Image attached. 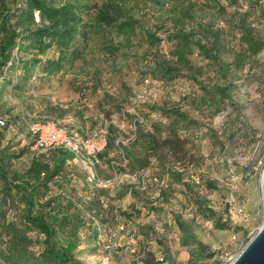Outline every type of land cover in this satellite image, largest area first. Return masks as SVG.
Here are the masks:
<instances>
[{
    "label": "rangeland",
    "instance_id": "rangeland-1",
    "mask_svg": "<svg viewBox=\"0 0 264 264\" xmlns=\"http://www.w3.org/2000/svg\"><path fill=\"white\" fill-rule=\"evenodd\" d=\"M105 1H88L91 7L82 16L87 24L86 40L81 42L74 35L67 47L80 49L77 59L65 62L58 71L41 72L36 67L18 89L6 84L0 91V116L7 122L0 134L4 177L18 184L31 179L27 171L32 160L51 163L50 155L30 150L27 124L41 115L73 121L85 132L107 121L112 137L131 138L125 149L112 146L102 155L99 175L114 179V187L86 184L80 168L68 160L48 184L52 195L58 193L85 206L79 210L85 225L75 231L73 259L78 264H145L150 259L161 261L168 252L174 264H228L261 224L264 47L242 69H233L231 63L239 49L240 25L251 27L264 43V0H111L120 13L115 23H128L121 30L95 21L94 15ZM6 2L10 7V0ZM175 30L208 44L210 31H215L222 45L218 64L193 51L188 59L194 80L181 75L171 79L153 76L150 65L154 61L173 60L169 52ZM149 34L157 42L150 43ZM11 54L14 58L19 55L15 48ZM56 55L49 49L41 59ZM223 64L234 79L232 102L210 115L214 106H209L202 87L221 80L219 65ZM6 72L12 79L21 73L19 68ZM143 90L146 98L137 101L134 95ZM121 118L124 127L117 129ZM134 118L139 123L134 124ZM146 138L154 142L149 144ZM21 149L20 156L12 157ZM129 152L166 180L167 189L158 192L146 182L142 191L130 183L126 175L141 168L130 169ZM205 182H211L213 189L207 190ZM4 187L0 180V198L5 196ZM193 194L229 229L217 230L212 221L196 215ZM14 206L10 199H0V224L13 218ZM173 216L187 225L195 242L211 254L210 259L187 263L195 245L181 246L182 234L173 224ZM117 222L122 231L117 230ZM4 241L0 237V248ZM58 241L63 243L64 237L59 235Z\"/></svg>",
    "mask_w": 264,
    "mask_h": 264
},
{
    "label": "trees",
    "instance_id": "trees-1",
    "mask_svg": "<svg viewBox=\"0 0 264 264\" xmlns=\"http://www.w3.org/2000/svg\"><path fill=\"white\" fill-rule=\"evenodd\" d=\"M88 1L10 0L11 6L9 7L6 5V0H0V91L6 84H9L13 90L18 89L21 81L27 80L36 67L41 72L58 71L65 62L75 60L80 56V49L76 47L68 49L67 47L74 35H77L81 42L86 40L87 24L82 16L91 7ZM119 15L118 7L111 0H107L97 9L94 19L105 26L113 25L121 30L128 23H115ZM238 29L239 49L231 63L235 70L242 69L246 60L255 56L264 47L263 41L252 33L251 27L240 25ZM209 34L212 39L208 44L207 42L202 43L201 39H192L190 33L175 30L172 36L175 42L169 52L173 60H164L159 63L154 61L150 65V73L160 79H171L181 75L194 80L188 59V55L193 51L200 58L218 64V52L222 45L215 31H210ZM148 36L150 43L157 42L153 34ZM14 48L16 53H19L16 58L11 54ZM49 49L56 51V57L41 59ZM14 59L17 64L14 63ZM15 68H19L21 73L17 78L12 79L6 70ZM181 70H185V73H180ZM219 72L220 81L209 87H202L209 106H214L210 115H214L226 104L232 102L234 79L230 75L228 65H219ZM203 100L206 101V97H203ZM175 114L185 118L182 113L176 111ZM145 140L149 144L154 142L153 138ZM134 142L132 141L131 145ZM112 146V136L108 134L106 147L100 154L101 160L102 155ZM23 152L24 149H21L18 154H12V157L20 156ZM47 155H50L51 163H43L39 159L32 160L29 171H27L32 175L31 179L23 180L18 184H13L11 180L6 179L0 167V180L4 183L6 190L5 196H1L0 199L2 202L10 199L15 204L13 218L3 220L0 224V237H5L0 248V260L3 264H78L73 259L72 251L75 248V231L85 225L84 219L79 215L81 213L79 210L85 206L77 205L64 196H58V193L52 195L48 184L51 185V180L60 173L64 162L69 161L70 155L62 150H55ZM126 158L129 159L131 170L144 168L146 165L144 160L138 159L130 152L126 154ZM204 186L207 190L213 189L211 182H205ZM192 201L196 215L212 221L217 230L229 229L227 223H221L214 218L208 204L197 194L192 195ZM122 215L130 218L128 214L123 213ZM172 221L182 234L181 246L195 245V249L189 251L187 263L211 258V254L207 253L201 244L195 242L184 222L174 216ZM140 228L145 229L143 226ZM70 230L73 233L69 232ZM233 230L237 231V228ZM59 235L64 237L63 243L58 241ZM247 241L248 239L244 244ZM144 262L145 264H174L168 252L164 253L159 262L153 259Z\"/></svg>",
    "mask_w": 264,
    "mask_h": 264
},
{
    "label": "built area",
    "instance_id": "built-area-1",
    "mask_svg": "<svg viewBox=\"0 0 264 264\" xmlns=\"http://www.w3.org/2000/svg\"><path fill=\"white\" fill-rule=\"evenodd\" d=\"M134 96L137 101H143L146 98V91L137 92ZM134 121L139 123L135 118L133 119L135 124ZM124 124L125 120L121 118L116 124L117 129H122ZM5 126L6 120L0 116V133ZM109 126L110 123L105 121L99 127L85 132L80 125L73 121L60 122L49 115H41L27 124V132L31 138L30 150L45 155L55 150L65 151L70 155V163L78 166L82 171L86 184L100 189L113 188L114 179H103L99 175V169L102 167L100 154L107 144ZM130 140V137L124 138L115 135L112 137V145L121 151ZM112 163L113 161H109L111 168H113ZM126 179L142 191L145 189L146 182L158 192L164 191L168 187L166 180L160 179L147 167L127 174ZM116 227L118 231L123 230V226L119 222ZM96 230L98 231L97 225Z\"/></svg>",
    "mask_w": 264,
    "mask_h": 264
},
{
    "label": "water",
    "instance_id": "water-1",
    "mask_svg": "<svg viewBox=\"0 0 264 264\" xmlns=\"http://www.w3.org/2000/svg\"><path fill=\"white\" fill-rule=\"evenodd\" d=\"M261 224L228 264H264V166L259 179Z\"/></svg>",
    "mask_w": 264,
    "mask_h": 264
},
{
    "label": "crops",
    "instance_id": "crops-1",
    "mask_svg": "<svg viewBox=\"0 0 264 264\" xmlns=\"http://www.w3.org/2000/svg\"><path fill=\"white\" fill-rule=\"evenodd\" d=\"M62 122V121H61Z\"/></svg>",
    "mask_w": 264,
    "mask_h": 264
}]
</instances>
